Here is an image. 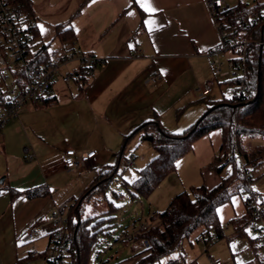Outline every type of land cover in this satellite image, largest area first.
<instances>
[{
	"label": "crops",
	"instance_id": "obj_1",
	"mask_svg": "<svg viewBox=\"0 0 264 264\" xmlns=\"http://www.w3.org/2000/svg\"><path fill=\"white\" fill-rule=\"evenodd\" d=\"M150 3L158 11L146 13L136 0L32 3L39 36L40 15L70 10L69 18L59 23L72 26L76 48L104 61L84 87L78 81H59L52 102L22 107L0 132V179L4 178L0 183V264H20L16 246L22 231L48 210L64 213L66 201L75 200L104 177L107 170L102 168L121 161L126 135L140 124L159 119L166 129L180 133L207 110L210 100L202 98L196 87L214 75L213 62L222 55L211 54L220 43V33L207 0ZM157 73L160 77L152 82ZM65 139L78 152L96 149V156L85 167L67 168ZM213 154L207 152L205 161L197 153L196 164L208 163ZM192 164L193 149L177 160L186 169ZM66 176L70 179L63 184ZM41 185L49 187V195L28 198L24 194ZM61 192L66 195L58 197ZM246 213L240 194L219 207L221 221L222 214L229 221ZM43 224L44 220L38 223ZM42 232L44 237L38 241H43V250L49 244V231Z\"/></svg>",
	"mask_w": 264,
	"mask_h": 264
},
{
	"label": "trees",
	"instance_id": "obj_2",
	"mask_svg": "<svg viewBox=\"0 0 264 264\" xmlns=\"http://www.w3.org/2000/svg\"><path fill=\"white\" fill-rule=\"evenodd\" d=\"M24 8L34 14L32 1L21 0ZM264 11V1L250 5L239 1L224 11L223 17L228 28L237 27L246 30L251 18ZM263 32V33H262ZM258 34L264 35V26L253 30L250 37L255 39ZM37 35H40L39 30ZM55 36L62 45L73 40L72 26L58 24ZM43 50L48 54V43H44ZM248 71L246 86L251 93L250 100L238 97L212 98L205 113L195 123L180 133L166 129L159 119L143 122L125 137L126 144L138 132L144 137L151 136L157 154L148 161L133 182V189L144 195H149L161 183L165 176L174 172L177 160L193 149L194 143L201 137L215 129L222 130V143L211 166L219 173L229 164L231 170L222 175L221 181L214 187L206 184L192 188L193 195L187 191L177 193L170 201L168 207L154 215L152 222L132 238L136 257L133 264H153L164 256H170L182 247L183 240L192 232L199 229L200 235L209 237L212 233H222L224 224L219 217V207L230 202L234 195L240 196L248 191L250 166L261 163L263 155L260 149L249 148L244 137L264 139V46L253 41L249 45ZM88 77L83 75L78 81L84 87ZM228 85L236 83L234 79H226ZM52 98L44 104L50 103ZM113 167L104 173V177L90 186L70 207L68 227L72 233L71 264H89L91 253L96 247L100 233H106L104 219L93 216L82 217L87 204L98 199H104L103 189L115 176ZM28 198L47 196L50 189L47 185L37 186L24 192ZM247 213L241 217H232L228 223L232 224L236 235L244 236L246 229L251 227L249 207L245 203ZM76 217V219H74ZM199 235V237H200ZM127 238L124 240L126 241ZM145 240L149 241L146 246ZM255 241L252 240V243ZM45 251L41 253L45 255ZM19 264V262H17Z\"/></svg>",
	"mask_w": 264,
	"mask_h": 264
},
{
	"label": "rangeland",
	"instance_id": "obj_3",
	"mask_svg": "<svg viewBox=\"0 0 264 264\" xmlns=\"http://www.w3.org/2000/svg\"><path fill=\"white\" fill-rule=\"evenodd\" d=\"M34 5L36 4H56L62 0H31ZM239 0H236L237 3ZM250 5L255 4L257 1L264 0H244ZM70 10H58L48 14L40 15L42 26V36L40 41L48 43L50 50L57 49L62 46L60 40L55 36L56 27L63 18L68 19ZM75 13V12H74ZM220 60L225 63L223 71L230 70L229 58L235 55L232 50H226L221 53ZM78 68V63L71 62L62 67L63 72L73 71ZM220 81H217L212 93V98H223L227 95L230 85L223 82L228 79V74L220 75ZM71 82L75 83L74 80ZM206 102V99L204 100ZM33 102L27 101L24 106H31ZM23 106V107H24ZM22 109V108H21ZM205 112H203L204 114ZM201 114V116L203 115ZM200 116V117H201ZM12 118L9 120H13ZM244 142L249 148L260 149L264 159V139L244 137ZM222 143V130L215 129L209 134L205 135L200 141L195 142L193 148V164L188 165L187 169L177 165L176 170L161 181V183L149 195H144L133 189V182L138 177L139 172L146 166L157 152L151 140L144 138L142 135L130 140L124 147V156L119 163L108 165L102 168L103 171L116 167L115 176L110 180L109 184L103 189L104 199L94 201L87 204L82 217L93 216L92 222L96 219H104V228L106 233H100L96 247L91 253L89 264H133L137 259L136 252L133 249L132 239H126V234L131 233L135 227L140 224L149 225L152 222V214L159 213L165 210L172 198L181 191H187L193 195L192 188L202 184L208 187L216 186L222 178V175L230 171L231 165L225 167L222 174L211 166L216 154L219 152ZM215 149V150H213ZM196 150V151H195ZM208 150V151H207ZM155 152V154H154ZM214 153L211 161L208 163L203 162L196 164L197 153L199 157L206 159V153ZM135 154L134 164L127 165V158ZM191 156V155H190ZM146 157V159H145ZM207 161V159L205 160ZM206 163V164H205ZM252 180L250 187L254 192L264 193V160L256 166H250ZM70 178L68 176L62 178L66 183ZM79 182H76L77 186ZM70 188L74 182L70 183ZM75 186V187H76ZM66 192L57 193L58 197H63ZM80 197V196H79ZM77 196V198H79ZM75 198V200L77 199ZM75 200L66 201L63 205L64 217L69 219L71 216L70 207L74 204ZM57 209V208H56ZM53 209L45 212L38 220L37 224L34 223L28 226L17 239L16 249L18 251L20 264H43L44 259L41 253L46 252L47 248L43 241L39 243L38 239L42 236V230L50 229L49 215ZM60 211V210H56ZM54 212V211H53ZM225 214H222L223 231L219 233L216 241L207 242L201 240L199 235L200 228L192 232L188 237L183 240L182 247L174 251L170 256H164L156 260L153 264H164L165 260L170 257L180 256L184 259V264H214V258H221L223 264H264V246L258 240L259 231L253 227L246 229L247 234L244 236L236 235L235 229L232 224L228 223V219H223ZM76 219V217H74ZM44 220L43 226L38 225L39 222ZM29 228H37L39 235L30 242L25 243L22 240V234ZM44 236H42L43 238ZM252 240L255 242L252 243ZM35 252V255L31 253ZM71 264V261H69Z\"/></svg>",
	"mask_w": 264,
	"mask_h": 264
},
{
	"label": "built area",
	"instance_id": "obj_4",
	"mask_svg": "<svg viewBox=\"0 0 264 264\" xmlns=\"http://www.w3.org/2000/svg\"><path fill=\"white\" fill-rule=\"evenodd\" d=\"M207 3L220 33V43L211 54L232 50L235 55L229 58V71H223L225 63L216 59L213 62L214 75L199 82L196 91L202 98L211 100L213 88L216 82L220 81L219 76L228 74V79H234L236 83L230 86L227 96L248 101L251 93L245 80L249 45L255 41L264 46V35L258 34L255 39L250 35L253 30L264 26V11L251 18L246 30H239L237 27L226 26L223 13L229 5L225 0H207ZM38 30L37 17L24 8L21 0H0V132L10 119L19 116L27 101L44 104L56 96V85L59 81L69 83L72 80L79 81L83 75L90 77L95 67L104 61L92 53L79 50L72 41L57 49H49L47 54L43 50L44 43L37 35ZM75 61L78 68L63 72L64 65ZM159 77L160 74L157 73L151 81L156 82ZM65 143L67 146L63 152V160L67 168L85 167L97 154L96 149L78 152L69 139H65ZM134 158L135 154H131L127 158V165H133ZM248 176V191H245L241 198L249 207L251 227L259 231L258 240L264 246V193L251 189V171ZM49 222V244L43 256V264H70L72 233L68 227L69 219L65 218L62 212L54 211L49 215ZM147 227L146 224H140L125 237L132 239L137 232ZM38 235L37 228H29L22 234V240L27 243ZM218 237L217 233H212L209 237L200 235L199 238L213 242ZM145 244L148 246L149 241L145 240ZM31 254L35 255V252ZM184 262L182 257L177 256L166 259L164 264ZM213 263L223 264V261L221 258H214Z\"/></svg>",
	"mask_w": 264,
	"mask_h": 264
},
{
	"label": "snow or ice",
	"instance_id": "obj_5",
	"mask_svg": "<svg viewBox=\"0 0 264 264\" xmlns=\"http://www.w3.org/2000/svg\"><path fill=\"white\" fill-rule=\"evenodd\" d=\"M136 3L140 5V7L144 10V12L146 13H155L156 11H158L157 8H155L154 6H152V4L150 3V0H136ZM130 15L132 13H129ZM151 20H145V24H150ZM42 29V26H41ZM43 31V29H42ZM233 203L235 204V200L233 201ZM219 211V210H218Z\"/></svg>",
	"mask_w": 264,
	"mask_h": 264
},
{
	"label": "water",
	"instance_id": "obj_6",
	"mask_svg": "<svg viewBox=\"0 0 264 264\" xmlns=\"http://www.w3.org/2000/svg\"><path fill=\"white\" fill-rule=\"evenodd\" d=\"M147 138H148L149 140H151V139H152V137H151V136H148ZM0 183H4V178H1V179H0Z\"/></svg>",
	"mask_w": 264,
	"mask_h": 264
}]
</instances>
